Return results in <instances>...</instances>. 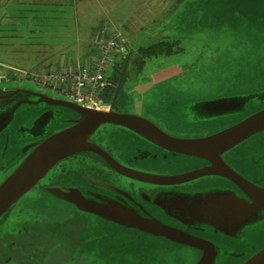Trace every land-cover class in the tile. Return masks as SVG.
I'll return each instance as SVG.
<instances>
[{
	"label": "rangeland",
	"instance_id": "374dc122",
	"mask_svg": "<svg viewBox=\"0 0 264 264\" xmlns=\"http://www.w3.org/2000/svg\"><path fill=\"white\" fill-rule=\"evenodd\" d=\"M100 30H104V35L112 30L120 31L130 48L128 77L118 97L124 109L131 112L148 113L149 105L155 106L161 100L159 93L163 85L176 88L170 90L173 98L164 99L182 100L183 89L209 85L212 90L225 87L219 90L225 92L221 94H233L235 86H253L254 78H264V0H0V70L7 75L0 79V86L42 91L33 82L19 78L15 70L58 67L52 63L61 53L67 52L75 58L73 44L85 43L89 51L94 48L93 37ZM155 43L170 47V53L143 56L140 49ZM89 51L84 61L96 54ZM116 59L119 57L113 60ZM43 90L48 95L64 97L48 88ZM34 111L35 108L20 110L19 121L35 115ZM19 129L11 128L10 134H0V182L21 160L18 150L27 136L17 142ZM248 148L246 145L242 150L244 159L258 163L260 159L254 156L255 151ZM44 202L49 209L57 207L60 214L83 213L33 187L13 204L5 219L7 226L0 234L10 233V227L23 218H41ZM84 219L78 216L70 225L60 223L58 242L77 246L68 254L59 253L61 264H160L144 262V256L138 255L143 250L137 251L140 245L132 249L137 244L133 233L123 232L117 237L109 229L104 243L97 232L105 227L103 221L95 215ZM83 226L92 228L87 232L78 230ZM232 239L234 242L224 243L227 250L240 253L233 258H242L252 250L253 240L246 229L240 238ZM152 244L157 248L164 246L163 242ZM227 250L221 248L214 264H229ZM162 252L166 264L195 263V258L190 260L191 252L184 254L186 261L179 259L174 251L168 254V259L167 253ZM61 255L66 259L62 260Z\"/></svg>",
	"mask_w": 264,
	"mask_h": 264
},
{
	"label": "water",
	"instance_id": "95a60500",
	"mask_svg": "<svg viewBox=\"0 0 264 264\" xmlns=\"http://www.w3.org/2000/svg\"><path fill=\"white\" fill-rule=\"evenodd\" d=\"M3 72L1 69L0 73ZM254 79L253 86H235L236 91L233 94H221L225 92L219 91L217 96L210 98L206 97L209 95L206 94L205 98L201 99L183 97L182 100L166 99L167 102L200 101L203 110L205 107L216 109L213 117H217V120L223 122L234 120L227 126H221L218 130L199 137L172 136L140 114L113 109L112 100L94 106L65 95L63 98L48 95L43 90L46 88L38 85L42 91L20 86H0V134L2 132L10 134L11 128L20 127L16 141L27 136L26 139H22L24 140L22 149L18 150L21 155L20 162L0 182V217L33 188L57 161L80 151H92L115 169L141 180L156 183L183 182L206 174H214L233 182L241 193L220 187L221 189L191 200L190 205H183L182 215H191L192 222L203 225L204 231L211 234V237H205L155 216H144L129 205L87 197L76 187L64 190L58 186H50L47 188L48 192L73 203L79 210L120 224L122 228L117 233L111 231L117 234V237L126 232L124 231L126 227L135 228L150 234L154 240L152 242L157 243L160 242L159 239H165L199 249L201 253L194 259V264H214L221 248L229 249L225 247V243L234 242L232 238H240L246 229L253 240L252 250L242 258H233L238 257L240 253L227 250L230 255L229 264H264V237L261 238L264 235V155L261 149H257L258 147L251 149L255 151L254 156L260 159L258 163L254 160L251 164L244 159L242 151L246 145L250 149L252 140L259 139L264 148V78ZM168 96L173 98V95ZM251 105L253 108L248 109ZM29 108H35V115L19 121L20 110ZM71 115L76 117L69 119ZM105 122L128 127L163 148L204 159L208 163L176 174L148 173L126 168L97 143L88 140L89 135ZM38 125L39 131L34 132ZM258 134L261 136L258 137ZM7 143L9 145V139ZM231 149L235 150L239 157L232 163L239 166L242 171L258 176L260 178L258 183L225 161L222 154ZM257 150L259 151L256 152ZM181 222L184 223L186 220ZM105 223L106 221H103V224ZM103 226L108 232L110 228Z\"/></svg>",
	"mask_w": 264,
	"mask_h": 264
},
{
	"label": "flooded vegetation",
	"instance_id": "af4514ba",
	"mask_svg": "<svg viewBox=\"0 0 264 264\" xmlns=\"http://www.w3.org/2000/svg\"><path fill=\"white\" fill-rule=\"evenodd\" d=\"M130 52L129 49V53L124 58L116 59L111 63V72L105 78V86L112 91L111 107L117 111L131 112L124 109V104L118 97L120 89L128 77L126 76V69ZM222 88L225 87L212 90L209 85H198L192 89H183L182 97L201 99L205 98L206 94H209L206 96L208 98L215 97ZM160 89L159 96L162 100L154 103L155 106L159 107L149 105L148 113H133L148 118L172 136H204L218 130L221 126H227L234 122V120L224 122L217 120V117H213L216 109L205 107L203 110V107H200V101L167 102L164 98L173 95L170 90L176 88L163 85ZM75 117V115H71L69 119ZM35 130L39 131V125L34 129V132ZM88 140L97 143L124 167L148 173L176 174L208 163L204 159L163 148L132 129L111 122L102 123L89 135ZM260 140H252L250 149L258 147L257 149H261L264 155V148ZM222 156L227 163L250 180L255 183L260 181L258 176L242 171L241 168H238L239 166L232 163V161H236V158H239L235 150H228ZM43 178V181L40 179L34 186L43 192H48L47 188L50 186H58L64 190L76 187L87 197L102 201H117L129 205L144 216H155L169 224L205 237H211V234L204 231L203 225L192 222L191 215V217L182 215L184 214L182 212L183 205H190L191 200H196L205 193H211L221 188L241 193V190L233 182L224 178L221 179L220 176L214 174H206L183 182L156 183L141 180L115 169L108 161L92 151H80L60 159ZM54 197L75 207L69 201ZM43 204L45 207L40 209L41 218H23L10 227V233L0 234V264H61L59 253L68 254L76 244L65 245L58 242L60 223L70 225V222L75 221L78 216L85 217L84 220L86 221L95 215L79 209L83 213L77 214L78 216L74 212L60 214L57 207L49 209L45 202ZM12 207L13 205L7 209L4 218L1 217L5 213L0 217V230L7 226L5 219ZM99 218L106 221L104 225L108 226L111 231L117 233L122 228L120 224ZM185 220L186 222H181ZM91 228L83 226L78 230L87 232ZM124 231L136 236L137 244H133L135 247L132 249L140 245L137 251L142 249L143 253L138 255L144 256V262L147 263L156 261L160 264H166L167 260L166 258L163 260L162 251L167 253V259L168 254L171 255L172 251L179 255V259H183L187 251L191 252L193 256L190 257V260L198 258L201 253L199 249L165 239H159L164 246L161 247L160 245L157 248L156 245L152 244L153 237L150 234L127 227ZM97 232L101 233L100 237L103 238L101 241L105 243L107 228H100ZM74 240H77L76 234ZM120 246L125 249L123 244ZM146 255H148L147 258H145ZM61 257L62 260L66 259L64 255ZM184 261H186L185 258Z\"/></svg>",
	"mask_w": 264,
	"mask_h": 264
},
{
	"label": "built area",
	"instance_id": "2783aa9c",
	"mask_svg": "<svg viewBox=\"0 0 264 264\" xmlns=\"http://www.w3.org/2000/svg\"><path fill=\"white\" fill-rule=\"evenodd\" d=\"M94 41L97 44V53L84 63L15 71L18 72L19 78L27 79L40 87L80 102L100 105L105 102L102 91L105 87L107 69L114 56L126 54V42L121 37V32L117 30H112L108 37L99 36L97 32ZM3 78H7L5 71L0 73V79Z\"/></svg>",
	"mask_w": 264,
	"mask_h": 264
},
{
	"label": "trees",
	"instance_id": "16d2710c",
	"mask_svg": "<svg viewBox=\"0 0 264 264\" xmlns=\"http://www.w3.org/2000/svg\"><path fill=\"white\" fill-rule=\"evenodd\" d=\"M97 32H99V36H103V37H107V35L111 32H109L107 35L105 34L104 35V30H100V31H97ZM101 34V35H100ZM93 42H94V44H95V47H97V44H96V42L94 41V37H93ZM129 46H128V44L126 43V54L124 55V56H114L113 58H112V62H114V58L115 57H119V58H124L126 55H127V53H129ZM163 49V50H162ZM140 51H141V53L143 54V56L145 55V56H151V55H155L156 53H158V52H165V54H168V53H170V51H171V48L170 47H166V48H163V47H161L160 46V44H157V43H155V44H151V45H149V46H146V47H143V48H141L140 49ZM53 53H56V52H53ZM97 53V52H96ZM111 62V63H112ZM36 69H43V68H36ZM108 76V74H106V76L105 77H107ZM106 89H108L106 86L104 87V89H103V91H102V95H103V98H104V101L105 102H108L109 100H111L112 99V91L111 90H109L108 92H106ZM6 215V213L1 217V218H4V216Z\"/></svg>",
	"mask_w": 264,
	"mask_h": 264
},
{
	"label": "crops",
	"instance_id": "0c3cea01",
	"mask_svg": "<svg viewBox=\"0 0 264 264\" xmlns=\"http://www.w3.org/2000/svg\"><path fill=\"white\" fill-rule=\"evenodd\" d=\"M72 48L74 47V49L76 48V56L75 58L72 57V55L68 54L67 52H63L61 53L59 56H57L56 58V62L52 63L54 65H57L58 67L61 66V62L62 66L67 64H76V63H84L86 61H88L89 58L85 60V58L89 55L87 52L89 51V49H87V45L85 43L81 44L80 42L77 44H73L71 46ZM93 51L94 53L97 52V48L94 46V48H91L89 52ZM87 53V54H85ZM92 54V53H91Z\"/></svg>",
	"mask_w": 264,
	"mask_h": 264
}]
</instances>
